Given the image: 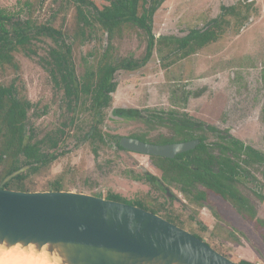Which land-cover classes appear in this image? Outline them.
Instances as JSON below:
<instances>
[{"label": "rangeland", "instance_id": "1", "mask_svg": "<svg viewBox=\"0 0 264 264\" xmlns=\"http://www.w3.org/2000/svg\"><path fill=\"white\" fill-rule=\"evenodd\" d=\"M240 3L250 9L246 21L241 20L246 10L238 7L239 13L228 16L230 26L225 34L196 54L165 67L169 58L162 59L163 54L155 50L146 65L115 72L117 88L111 105L104 110V121L98 126L107 136V143H99L97 155L93 144L84 138L93 127V116L84 111L69 124L72 110L64 91L55 85L39 59L47 55L52 39L45 37L36 42L37 54L28 56L22 50L16 51L17 69L0 65V84L14 82L18 95L33 103L27 127L38 138L53 134L58 127L71 131L58 148L60 157L29 180L31 191L50 190L51 183L60 180L63 190L98 196L117 193L126 200L144 203L163 217H171L174 223L234 261L264 264V224L257 227L230 201L204 187L201 189L207 198L191 202L178 185L164 184L175 196L171 197L164 188L144 178L146 172L159 177L162 174L148 155L117 150L110 137L145 134L153 141L159 136L174 135L172 127L156 118L148 124L142 119L117 117L113 114L116 107L138 108L144 114L150 111L163 116L174 109L227 129L264 152V0H166L155 13L153 30L156 35L183 36L218 16L222 5ZM0 7L21 12L24 17L31 15L39 24H50L72 35L79 27L76 6L68 0H0ZM97 30L73 42L80 77L96 72L106 51L107 34ZM112 44L107 55L113 59H140L146 50L145 35L137 27H125L116 33ZM205 135L209 142L217 140L212 131L207 130ZM246 167L248 173L238 187L254 206L257 217L264 221V201L259 197H264V165Z\"/></svg>", "mask_w": 264, "mask_h": 264}, {"label": "trees", "instance_id": "2", "mask_svg": "<svg viewBox=\"0 0 264 264\" xmlns=\"http://www.w3.org/2000/svg\"><path fill=\"white\" fill-rule=\"evenodd\" d=\"M68 1L75 4L77 9L79 27L73 35L50 24H39L31 15L24 17L21 12H11L0 7V65H10L17 69L16 51L22 50L31 56L37 54L34 48L36 42L45 37L52 39L53 45L48 49L47 55L39 59L55 85L64 91L67 105L72 110L69 124L79 119L84 111H89L93 116V127L85 132L84 138L93 144L95 155L98 154L99 143H107V136L98 126L103 123L104 110L111 105L112 93L116 91L114 74L117 70H135L146 65L155 50L163 54L162 59L169 58L167 63L164 62L167 67L218 41L230 26L228 16L239 13L238 7L246 10L241 17L243 22L250 11L249 6L242 3L222 5L218 16L203 27L192 28L186 35H156L153 30L154 16L166 0ZM125 27L140 28L145 35L146 50L140 59H113L107 55L115 34L121 33ZM97 29L107 34L106 51L97 71L80 77L73 57V42L77 37L97 32ZM32 107L33 103L28 98L18 95L14 82L9 85L0 84V185L13 171L26 164L33 165L26 172L4 183V187L31 190L29 180L60 157L62 152L58 148L71 134L67 128L58 127L53 134L47 133L38 138L33 129L27 127L28 111ZM113 114L122 119H142L148 124L156 118L158 122L173 128L174 135L159 136L152 142L168 143L190 139L200 141L194 149L181 152L173 158L150 155L153 165L162 174L159 177L146 172L143 175L145 179L160 188L164 184H176L191 202L207 198L206 191L201 189L204 186L206 190L230 201L238 211L253 219L257 227H263L264 221L257 217L254 206L240 191L238 184L242 182L245 173H248L247 165H264V152L246 144L227 129L211 126L194 119L188 113H179L174 109L164 112L163 116L150 111L144 114L138 108L116 107ZM207 130L216 133L217 140L209 142L205 135ZM131 136L150 141L145 134ZM110 137L119 150L127 151L119 144L120 135ZM138 178L142 179L140 176ZM50 187V190H62L63 184L60 180H54ZM259 197L264 201L262 195ZM106 198L138 205L157 213V210L140 201L125 200L117 194H109ZM165 218L174 222L169 216ZM238 263L252 264L247 260Z\"/></svg>", "mask_w": 264, "mask_h": 264}, {"label": "water", "instance_id": "3", "mask_svg": "<svg viewBox=\"0 0 264 264\" xmlns=\"http://www.w3.org/2000/svg\"><path fill=\"white\" fill-rule=\"evenodd\" d=\"M199 142L120 138L129 151L169 158ZM32 166L13 171L0 185V245L45 246L62 264H239L189 230L138 205L70 190L3 186Z\"/></svg>", "mask_w": 264, "mask_h": 264}, {"label": "bare ground", "instance_id": "4", "mask_svg": "<svg viewBox=\"0 0 264 264\" xmlns=\"http://www.w3.org/2000/svg\"><path fill=\"white\" fill-rule=\"evenodd\" d=\"M0 264H62L59 256L50 253L46 247L14 245L10 248L0 245Z\"/></svg>", "mask_w": 264, "mask_h": 264}, {"label": "flooded vegetation", "instance_id": "5", "mask_svg": "<svg viewBox=\"0 0 264 264\" xmlns=\"http://www.w3.org/2000/svg\"><path fill=\"white\" fill-rule=\"evenodd\" d=\"M118 117V116H117ZM122 136H120V138H121ZM134 137V136H133ZM120 138H119V144H120ZM138 138V137H137ZM140 139V138H139ZM190 140H193V139H190ZM184 141V140H183ZM185 141H187V140H185ZM112 142V144L116 147V149L117 150H119L117 147V144L116 143H114V141H111ZM148 142H152V141H148ZM172 142H180V141H172ZM153 143H156V142H153ZM168 143H171V142H168ZM124 148V147H123ZM125 149V148H124ZM125 150H127V149H125ZM120 151H122V150H120ZM127 151H129V150H127ZM129 152H134V151H129ZM135 153H138V152H135ZM140 154H143V153H140ZM147 155V154H146ZM148 156H150V155H148ZM201 187H204V186H201ZM163 188L167 191V194L169 193L170 195H171V197H175L174 196V194L173 193H171V192H169L170 190H169V188L168 187H165V185H163ZM63 190V189H62ZM183 193V192H182ZM109 194H117V193H109ZM109 194H107V195H109ZM168 194V195H169ZM184 194V193H183ZM106 195V196H107ZM117 195H119V194H117ZM185 195V194H184ZM106 196H102V197H104V198H106ZM120 196V195H119ZM121 197V196H120ZM122 198V197H121ZM124 199V198H123ZM126 200V199H125ZM118 201H120V200H118ZM173 222V221H172ZM196 235V234H195ZM196 236H198V235H196ZM198 237H200V236H198ZM201 238V237H200Z\"/></svg>", "mask_w": 264, "mask_h": 264}]
</instances>
